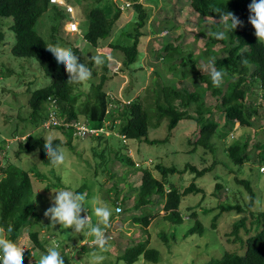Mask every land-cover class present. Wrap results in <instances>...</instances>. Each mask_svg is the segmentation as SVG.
Segmentation results:
<instances>
[{
    "label": "trees",
    "instance_id": "16d2710c",
    "mask_svg": "<svg viewBox=\"0 0 264 264\" xmlns=\"http://www.w3.org/2000/svg\"><path fill=\"white\" fill-rule=\"evenodd\" d=\"M102 1L105 0H97L98 6L86 13L88 31L84 34V40L95 50L122 53L124 56L123 66L126 69L135 68L134 64L138 61L142 51V39L149 36L150 29L153 35H157L164 31L167 26H162L158 30L151 28L152 12H149L140 3V0H122L120 5L112 0H107L104 7H99ZM188 1L192 13L198 15L199 19L215 21L202 53L195 56L188 51L189 59L182 58L178 61L177 55L183 53L181 49V52L177 51L180 46L175 47L170 44L162 47L158 57L161 55L165 64L173 70L172 81L167 80L159 71H156L155 74L158 75L160 81L155 80L153 82L154 88L149 89L150 93H144L128 103H119L112 93L105 91V86L109 80L107 75H103L97 85L92 82V94L90 96L82 92V85L67 83L68 74L64 66L58 64L51 52L46 49L47 45L61 44L63 38L59 35L60 31L63 30L67 22H70L69 16L73 18L77 13L75 0H66L64 5L51 3L50 0H0V19L11 18L13 20L10 26L0 21V43L4 44L6 40L3 29L9 28L15 34V44L11 49L12 54L18 58L36 60L43 69L45 76L52 79L50 86L37 89L31 94L28 102L31 114L28 118L23 119V124H26L24 131L27 132L22 136L25 139L19 143L18 157L39 151L40 160L45 165L53 167L43 148L45 138L36 137L32 134L27 137V128H31V131L42 129L61 132L68 137V143L66 144L61 138H55L54 144H59L62 147L69 145L73 148L72 139L81 141L94 139L100 144L105 143L107 147H109L108 144L112 138H117L123 142L125 140L126 142L139 140L150 145L166 143L169 137L162 141L149 139L151 122L147 107L153 105H155L158 116L157 122L153 125L157 127L160 121L168 120L170 133L177 128L181 121L193 120L196 122L198 131L194 139L190 140L195 151L202 148L215 153L216 147L213 140L217 135L226 138L239 128H254L257 120L254 118L256 115L258 116L257 102L260 98L264 99V43H257L255 30L249 23L248 5L251 0ZM127 4H129L128 7ZM69 7L73 8V14L68 11ZM112 9L114 14L110 16L109 13ZM227 11L233 12L243 22V26L238 27L234 32H226V38L217 39L211 33L223 30L220 17L222 13ZM48 12L50 20L54 22L50 30V42L43 39L37 31L38 22ZM125 12L132 13L131 20L123 15ZM82 14L80 9L79 15ZM76 22L80 28V23ZM120 24L125 25L119 26ZM81 27H85L84 21L81 22ZM117 34L120 36L118 37ZM73 52L75 55L80 54L78 49L73 50ZM211 57L216 58L218 69L224 68L228 73L224 85L220 88L213 86L208 71L203 70L204 66L201 61H208ZM78 58L79 62L83 63L82 57L78 56ZM94 76L96 78L95 72ZM78 89L80 90L78 91ZM84 96H86L85 102L80 104V100ZM209 97L213 99L210 105L207 103ZM217 113L224 115L225 122L222 127L219 125ZM21 119V117L18 118L19 121ZM49 124L51 125L48 128ZM76 125H88L98 130L103 127L105 132L82 138L74 135ZM18 132L19 128L16 129L15 133ZM250 140V138L245 141L235 140L227 148V155L234 166L242 168L250 161L264 165V140L263 142L258 141L256 144H251ZM8 145L6 140L1 142L0 153L4 152ZM118 149L116 148V151L111 149L116 158L124 165L137 169L136 163L128 155L127 149L124 148L126 151L123 153ZM95 155L104 159L103 152L101 154L95 153ZM253 156L256 158L255 160H253ZM154 169L159 172L161 179L155 178L150 170H144L132 208L129 204L131 198L120 197L121 191H118L117 185L108 190L109 193L118 192L117 197L113 200L112 217L123 216L124 208L127 212L143 210L142 208H144L145 212L133 213L129 218H123V220L132 219V222L141 225L145 231H148L152 222L163 214L162 217L165 221L173 225H181L184 222V215L180 211L183 198L190 194L203 193V189L198 187L196 181L212 170V168L200 170L193 165H186L183 170H180L162 164H157ZM188 172L194 175L193 182L188 187L180 190L175 185H171L167 189V185L170 183L168 181L169 176L184 175ZM31 174V172L12 164L2 167L0 162V225L11 224L13 226L14 231L10 239L14 242L18 241L22 229L31 220L39 219L32 200ZM36 176L39 181L45 180V177L39 173ZM237 182L250 193L251 202L246 208L240 205L224 206L221 204L219 206L220 212L214 216L213 222L215 224L225 212H236L242 215L234 223L230 235L235 236L241 243L243 252L227 251L221 258L212 259L205 264H264V211L257 215L252 211L256 196L251 182L239 179ZM223 188V184L216 186L217 190ZM154 204L158 205L159 208L153 214H149L148 208ZM118 207L123 209L121 214L116 213ZM198 207L188 208L190 219L196 220V222L189 229L186 237L197 233L204 234V226L197 213ZM205 213L211 212L205 211ZM248 223H250L249 227ZM214 224L213 227L215 228ZM241 229L246 231V240L239 236ZM28 236L30 243L25 247L28 249V253L24 255L25 260L27 257L36 259L39 253L46 254L47 241L40 240V233L38 231L31 232ZM161 237L168 244V235L163 234ZM62 244L64 249H61L60 252L65 259V264H79L70 253L65 252L71 246ZM81 251H86L85 246L81 247ZM141 259L153 263H159L161 260V253L150 248L149 236L143 242L126 248L119 257V260L125 264H136Z\"/></svg>",
    "mask_w": 264,
    "mask_h": 264
},
{
    "label": "rangeland",
    "instance_id": "374dc122",
    "mask_svg": "<svg viewBox=\"0 0 264 264\" xmlns=\"http://www.w3.org/2000/svg\"><path fill=\"white\" fill-rule=\"evenodd\" d=\"M106 1H102L99 7H104ZM112 1L120 5L122 0ZM97 3V0H75L77 13L73 18L69 16V20L80 23L81 33H79L80 30L72 32L71 28L68 27L69 24H67L69 22H67L59 34L63 38L61 45L71 48L72 51L78 49L80 54L76 55L81 56L82 62L92 67L93 77L81 86L82 92L91 96L92 82L97 85L102 76L107 75L109 80L105 86V91L112 93L119 103H128L144 93H150L149 89L154 88L153 82L155 80L160 81L158 75L155 74L156 71H159L167 80H171L173 70L165 64L161 55L158 57L162 47L170 44L175 47L180 46L177 51L181 52L182 50L183 53L177 55L178 61L182 58L188 60V51L198 56L202 53L210 30L215 24V21L202 20L199 19L198 15L193 14L188 0H140V3L149 12H152L150 27L156 30L162 26H167V28L157 35H153L150 29L149 36L142 39V51L138 61L134 64L135 68L126 69L123 66L124 56L122 53L95 50L84 40V34L88 31L86 13L98 6ZM80 9L82 15H79ZM109 14L112 16L114 10H110ZM123 15L129 20L132 18V13L125 12ZM0 21L9 26L13 23L11 18L0 19ZM82 21L85 22L84 28L81 27ZM53 24L54 22L50 20L48 12L42 16L37 25L38 33L48 42H50V30ZM122 25L125 24L119 26ZM3 31L6 34V40L4 44L0 43V143L6 140L9 145L4 152L0 153V162L2 167L12 164L32 173V200L36 213L39 215L38 220H31L22 229L17 241L20 246L26 247L30 243L28 235L38 231L40 240L47 241V249L58 247V250L61 251L64 249L62 243L69 244L71 247L66 249V253H70L79 264H90L91 254L94 251H99L92 244L93 238L83 234L73 236L70 234L71 229H62L59 224L53 227L50 219L45 217V211L52 206L54 193L59 189L86 193L89 203L85 207L88 212H82V216L88 215L91 222L95 224L97 218L92 211L94 198H99L100 201L106 203L113 212V200L117 197L118 192L109 193L108 190L117 185L118 191H121L120 197L131 198L129 204L132 208L135 193L141 184L143 171L150 170L155 178L161 179V175L154 168L157 164H162L180 170H183L186 165L196 166L200 170L205 168H212V170L196 181L198 187L203 189V193L190 194L183 198L180 211L184 215V222L181 225H173L165 221L162 217L163 214L152 222L148 231H145L141 225H136L132 219L123 220V218H129L133 213L145 212L144 208H142L143 210H130L128 212L124 208L123 216L112 217L111 226L106 233L109 237V248L107 252L102 253L105 256L103 264H125L119 260L125 249L143 242L148 236L150 248L161 253V260L159 263H153L141 259L136 264H205L212 259L221 258L227 251L243 252L241 243L235 236L230 235L234 223L242 215L236 212H225L215 224L213 218L220 212L219 206L221 204L224 206L240 205L246 208L251 202L250 193L237 182V179L251 182L256 196L252 209L254 214L257 215L264 211V171H262L264 165L250 161L242 168H238L231 163L226 152L229 145L238 139L245 141L250 138L251 144H256L258 141L263 142V98L257 102L258 116L256 115L254 118V120L257 119L255 127L239 128L226 138L217 135L213 140L216 147L215 153L202 148L195 151L194 145L190 144V140L194 139L198 131V126L193 120L181 121L172 133L168 130V120L160 121L159 126L155 127L153 123L157 122L158 116L155 105L152 104L153 106L147 107L151 122L149 139L162 141L169 137L166 143L150 145L139 140L123 142L117 138H112L108 144L109 149L105 143L100 144L94 139L84 141L72 139L73 148L69 145L63 146L66 154L65 165L57 169L45 165L40 160L39 151L23 154L19 157L17 155L19 143L25 139L22 136L27 132L24 131L26 124H23V119L28 118L31 114L28 104L31 94L37 89L50 86L52 79L45 76L43 69L36 60L15 57L11 52L15 44V34L9 28H4ZM96 55L105 58L104 65L95 66L92 63L91 57ZM175 61L177 62V59ZM201 62L204 66L207 60ZM176 79L178 80V78ZM85 99L86 96L80 100V104L84 103ZM212 100L211 97L208 98V105L211 104ZM217 116L219 125L222 127L225 122L224 115L217 113ZM20 117L22 121L18 120ZM17 128H19V132L15 133ZM27 130V137L32 134L45 139L48 136L61 138L66 144L69 141L68 137L59 131H44L42 129L31 131V128H27ZM116 148H120L118 150L122 153L126 151L124 148L127 149L128 155L133 158L137 169L120 162L115 153L111 152V149L116 151ZM94 152L98 154L103 152L104 159L96 156ZM252 158L253 160L256 159L254 156ZM37 173L43 175L45 180L39 181L36 176ZM193 178L194 175L189 172L184 175L169 176L168 181L170 183L167 185V189L171 185H175L183 190L193 182ZM217 184H223L224 188L217 190ZM194 206H199L197 213L204 226V234L197 233L186 237L189 229L196 222V220L190 219L188 212V208ZM158 208L156 204L149 207V214H153ZM205 211L211 213L206 214ZM249 225L250 223H248V227ZM163 234L168 235V244L162 239ZM239 236L243 240L247 239L245 229L240 230ZM82 246H85L86 251H81ZM42 255L44 254L39 253L36 259L27 257L26 260L24 256V264H38Z\"/></svg>",
    "mask_w": 264,
    "mask_h": 264
},
{
    "label": "clouds",
    "instance_id": "9594fccd",
    "mask_svg": "<svg viewBox=\"0 0 264 264\" xmlns=\"http://www.w3.org/2000/svg\"><path fill=\"white\" fill-rule=\"evenodd\" d=\"M248 9L250 12L249 23L255 30L257 43H264V0H251ZM70 13L73 14V12ZM70 23L77 22L71 20L68 24L70 25ZM220 23L223 25V30L211 33L217 39H224L226 38V32H234L238 27L243 26V22L231 11L221 14ZM78 30H80L79 24ZM79 33H81V30ZM46 49L51 52L58 64L64 66L68 74V84L83 85L92 79V67L79 62L78 56L74 54L71 48L57 43L47 45ZM108 59L111 58L108 57ZM91 61L95 66L105 64V58L101 55L92 56ZM203 70L208 71L214 87L220 88L224 85L228 73L224 68L218 69L216 67L215 57L208 59ZM54 139L53 136L44 139L43 148L50 164L59 169L65 165L66 154L61 145L54 144ZM87 203L89 201L86 193L59 189L52 197V206L45 211L44 215L50 219L53 227L59 224L62 229H71L70 234L73 236L83 234L92 237V244L99 251H94L91 254L90 264H103L105 256L102 253L107 252L109 248V237L106 233L111 226L113 212L106 203L100 201L99 198H94L92 211L97 218V222L93 224L88 215L82 216V212H88L85 207ZM13 231L14 228L11 224L7 226L0 225V264H24V250L26 248L10 239ZM38 264H65V259L58 247H50L47 249L46 254L40 257Z\"/></svg>",
    "mask_w": 264,
    "mask_h": 264
},
{
    "label": "built area",
    "instance_id": "2783aa9c",
    "mask_svg": "<svg viewBox=\"0 0 264 264\" xmlns=\"http://www.w3.org/2000/svg\"><path fill=\"white\" fill-rule=\"evenodd\" d=\"M51 3H60V4H64L63 0H50ZM127 6H129V4H127ZM70 12H73V8H69ZM69 28H71L72 32H76L78 31V24L77 23H70ZM51 124L48 125V128L50 127ZM76 129V133H74L75 136H79L82 138H85L87 136L90 135H97V134H101L105 132V129L102 127V129H95V128H91L88 125H76L75 127ZM108 134V133H106ZM126 142V140H125ZM123 212V209L121 207H118L116 209V213L117 214H121ZM28 253V249L26 248L24 250V255H26Z\"/></svg>",
    "mask_w": 264,
    "mask_h": 264
}]
</instances>
